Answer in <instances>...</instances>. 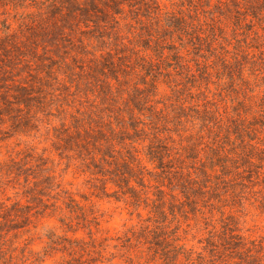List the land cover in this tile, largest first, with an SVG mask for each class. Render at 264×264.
<instances>
[{
  "label": "trees",
  "instance_id": "obj_1",
  "mask_svg": "<svg viewBox=\"0 0 264 264\" xmlns=\"http://www.w3.org/2000/svg\"><path fill=\"white\" fill-rule=\"evenodd\" d=\"M253 1L241 14L243 18H237L249 27V41L230 62L224 54L218 57L235 93L228 114L210 104L207 96L200 104L194 89L199 91L200 86L180 87L174 78L166 81V62L173 64L174 72L183 70L186 80H195V75L173 42L166 48V20L160 25L162 10L156 0H12L15 7L35 12L22 14L17 30L2 23L0 115L13 105H39L42 89L52 81L75 82L86 102L91 98L92 103L85 113L86 122L75 119V130L69 133L66 129L61 141L88 161L104 195L107 183L111 184L118 190L114 193L128 195V203L137 208L143 202L151 217L163 224L166 167L172 169L168 171L171 175L184 176L175 182L188 206L196 195L218 189L232 172L238 175L240 169H245L243 173L253 169L256 179L261 175L264 78L260 86L256 79L259 74L264 76V0ZM171 19L168 27L179 40L187 38L202 46L193 24L181 15ZM18 67L19 73L8 77L9 70ZM162 86L170 92L169 106ZM173 136L180 143L175 159L181 167L176 168L171 164L174 154L166 147V139L173 143ZM140 156L162 178L153 187V199L144 191L148 187ZM186 161L190 166H185ZM169 197L172 204L174 197ZM160 229L165 231L164 226ZM79 243L76 237L67 242L70 254L76 253ZM161 250L167 255L165 248Z\"/></svg>",
  "mask_w": 264,
  "mask_h": 264
},
{
  "label": "rangeland",
  "instance_id": "obj_2",
  "mask_svg": "<svg viewBox=\"0 0 264 264\" xmlns=\"http://www.w3.org/2000/svg\"><path fill=\"white\" fill-rule=\"evenodd\" d=\"M10 1L0 0V31L5 21L17 30L21 15L35 12ZM156 1L162 10L160 25L166 20V48L173 42L195 75V80H186L183 70L174 72L173 64L166 62V81L174 78L180 87L200 86L199 91L194 88L200 104L207 96L220 112L230 114L235 93L218 57L224 54L230 62L249 41V27L237 18H243L241 14L254 1ZM173 15L195 26L202 46L172 33L168 26ZM167 56L166 49V60ZM19 69L9 70L8 77ZM263 78L259 74L256 85ZM248 79L253 82V77ZM61 82L52 81L42 89L39 105H13L0 115V264H264V166L258 179L252 176L253 169L245 173L240 169L238 175L232 172L218 189L193 197L190 206L175 182L184 176L171 175L172 169L166 167V217L160 224L143 202L138 208L129 204L128 195L114 193L118 190L111 184L107 183L104 195L88 161L61 141L66 129L75 130V119L86 122L92 103L91 98L86 102L75 82ZM160 91H166L169 106L167 86ZM172 139L173 143L166 139L174 154L171 164L181 167L175 159L179 138ZM140 158L148 187L144 191L153 199V187L162 178ZM169 195L174 197L172 204ZM75 237L82 243L70 254L66 245Z\"/></svg>",
  "mask_w": 264,
  "mask_h": 264
}]
</instances>
